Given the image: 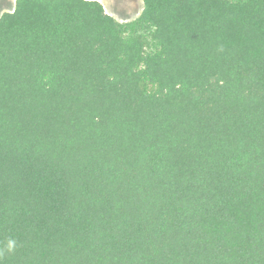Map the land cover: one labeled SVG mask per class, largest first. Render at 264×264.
Instances as JSON below:
<instances>
[{
  "label": "trees",
  "instance_id": "trees-1",
  "mask_svg": "<svg viewBox=\"0 0 264 264\" xmlns=\"http://www.w3.org/2000/svg\"><path fill=\"white\" fill-rule=\"evenodd\" d=\"M0 264H264V0H15Z\"/></svg>",
  "mask_w": 264,
  "mask_h": 264
},
{
  "label": "rangeland",
  "instance_id": "rangeland-1",
  "mask_svg": "<svg viewBox=\"0 0 264 264\" xmlns=\"http://www.w3.org/2000/svg\"><path fill=\"white\" fill-rule=\"evenodd\" d=\"M99 2L103 5L105 12L120 23L135 20L142 7V0H99ZM8 8V3L0 2V15L7 12Z\"/></svg>",
  "mask_w": 264,
  "mask_h": 264
},
{
  "label": "crops",
  "instance_id": "crops-1",
  "mask_svg": "<svg viewBox=\"0 0 264 264\" xmlns=\"http://www.w3.org/2000/svg\"><path fill=\"white\" fill-rule=\"evenodd\" d=\"M2 1H5L6 3H8V11L7 12H12L13 11V9H14V4H15V0H0V2H2ZM97 1H99V0H97ZM4 3V2H3ZM141 10H142V7H141ZM141 10L139 11V15H140V13H141ZM138 15V16H139ZM113 17V16H112Z\"/></svg>",
  "mask_w": 264,
  "mask_h": 264
}]
</instances>
